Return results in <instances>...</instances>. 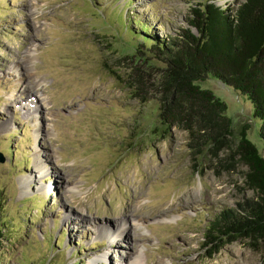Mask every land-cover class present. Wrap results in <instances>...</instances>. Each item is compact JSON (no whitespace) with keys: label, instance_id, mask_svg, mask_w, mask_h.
<instances>
[{"label":"rangeland","instance_id":"obj_1","mask_svg":"<svg viewBox=\"0 0 264 264\" xmlns=\"http://www.w3.org/2000/svg\"><path fill=\"white\" fill-rule=\"evenodd\" d=\"M205 1L0 0V264H264V237L203 244L216 213L257 198L247 167L227 149L220 161L197 152L176 126L164 133L158 102L128 86L134 65L161 66L136 51L129 19L174 37ZM197 83L225 102L230 146L247 124L264 156L251 102L211 76Z\"/></svg>","mask_w":264,"mask_h":264},{"label":"trees","instance_id":"obj_2","mask_svg":"<svg viewBox=\"0 0 264 264\" xmlns=\"http://www.w3.org/2000/svg\"><path fill=\"white\" fill-rule=\"evenodd\" d=\"M129 21L125 28L139 40L136 51L143 53L138 48L144 47L161 62L160 67L154 62L134 65L128 82L133 97L155 99L163 132L174 126L185 130L197 152L205 147L218 159L222 149L237 155L247 167L246 186L257 194L216 213L203 232V244L217 247L238 238L264 237V156L247 137V124L238 132L235 149L230 146L235 133L225 102L197 83L211 76L244 95L253 106L252 117L260 121L264 143V0L232 5L205 1L190 9L186 25L174 37L156 36L135 16ZM2 222L0 215V260L8 240Z\"/></svg>","mask_w":264,"mask_h":264},{"label":"bare ground","instance_id":"obj_3","mask_svg":"<svg viewBox=\"0 0 264 264\" xmlns=\"http://www.w3.org/2000/svg\"><path fill=\"white\" fill-rule=\"evenodd\" d=\"M6 124V123H5ZM35 160H34V165H35V168L38 170V173L40 172V170H43L41 167H40V164L42 163L41 162V155H40V153H35ZM30 176H32V174H29V173H27V174H25L24 176H22L21 178H20V182H21V184H24L25 185V187L26 186H28L29 185V182H30ZM40 187L41 188H45V191H50V185L48 186H45L44 187V185H40ZM47 188V189H46ZM103 228V227H102ZM128 229L125 227V228H123V229H116V228H113V227H104V229H101L100 230V232H102V233H106V232H110L111 233V235L112 236H120L121 234H123L124 232H126ZM128 233V232H127ZM133 261H135V262H138L137 261V258L135 257L134 259H133ZM136 264V263H135Z\"/></svg>","mask_w":264,"mask_h":264},{"label":"water","instance_id":"obj_4","mask_svg":"<svg viewBox=\"0 0 264 264\" xmlns=\"http://www.w3.org/2000/svg\"><path fill=\"white\" fill-rule=\"evenodd\" d=\"M3 161V158H2V156H1V154H0V162H2Z\"/></svg>","mask_w":264,"mask_h":264}]
</instances>
